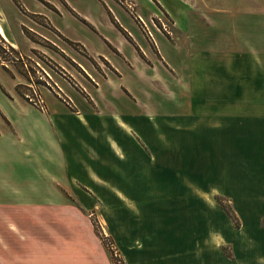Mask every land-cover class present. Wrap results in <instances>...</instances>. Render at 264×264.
<instances>
[{
  "label": "crops",
  "instance_id": "0c3cea01",
  "mask_svg": "<svg viewBox=\"0 0 264 264\" xmlns=\"http://www.w3.org/2000/svg\"><path fill=\"white\" fill-rule=\"evenodd\" d=\"M39 1L88 26L109 53L89 52L50 15L33 12L98 87L63 65L87 92L74 91L89 104L86 114L64 105L0 107V264H111L87 217L92 194L104 202L125 264H264V0H134L154 7L147 16L163 12L172 21L173 36L157 31L151 41L124 23L121 0ZM93 61L109 65L106 76L94 75ZM13 92L18 97L15 85ZM114 92L127 103L101 112L96 97ZM176 94L172 111L167 101ZM117 173L158 181L128 190L111 181ZM170 173L186 179L175 199L163 184ZM234 180L251 196L250 212L243 217L235 203L240 229L220 248L207 246L209 229L219 227L217 213L208 222L202 205L216 210L218 193L230 195L224 187ZM27 204L37 219L10 218L11 207ZM27 226L37 227V249L24 248Z\"/></svg>",
  "mask_w": 264,
  "mask_h": 264
},
{
  "label": "rangeland",
  "instance_id": "374dc122",
  "mask_svg": "<svg viewBox=\"0 0 264 264\" xmlns=\"http://www.w3.org/2000/svg\"><path fill=\"white\" fill-rule=\"evenodd\" d=\"M0 1V24L6 32H4L6 36L0 33V107H3L6 110H11V107H18L19 105L25 104L37 108V110L42 112H47L48 105L50 107L64 105L70 109H72V107L81 109L84 114L88 112V109L90 111V106L86 102L85 98L82 97L80 93L77 94L74 92L76 89L80 92L82 91L87 93L85 88L76 78L72 76V74L69 73L67 68L75 71L77 77L90 86L91 89L98 87L97 77L93 79L92 75L87 76L88 74H86L85 71L83 72V70L81 71L77 69V67L73 68L71 66V59L67 57V54L63 49V47H68V45L59 37H56L53 33H51L49 23L44 17L33 12L41 11L42 13L50 15L49 18L52 23L61 25L69 36L79 39L80 42H84L88 47L89 52L93 54H96V52H103L106 54L109 53V51L104 47L103 40L92 32L88 26L85 27L82 22L77 21L73 23L65 14L61 15L60 13H51L50 10L46 8L45 5L40 3L39 0ZM132 1L135 3V13L142 18L148 28V31L152 33L154 38L155 36L157 37V31L173 36V25L168 16H166L163 12H160L158 16L153 19V17L147 16L149 11H154V7L152 5L144 3L139 5L134 0ZM126 12L129 15L125 14V16H123L124 23L129 28L138 27L143 32L145 37L151 41L148 37V33L145 30V32L143 31L140 23L136 21L128 10H126ZM164 25H166L169 33L163 30L162 27ZM10 43H13L15 46H12ZM61 63L62 65H60ZM99 63L100 64L93 61L90 63V67L95 76L100 74V78H102V76H106L105 71L109 72V65L107 63H103V61H99ZM63 65L67 68H64ZM41 68L45 69L51 76L50 79L47 77L48 83L38 79L37 71ZM13 85H15L18 97L14 96ZM66 87L73 88V90L68 89V93L72 96L71 98H69L66 94ZM113 88L115 89L114 85ZM35 91L40 96L42 105L38 104V100L36 105V99L33 95ZM30 97H32V99ZM96 98L97 105L101 112H104V110L113 111L114 108L127 103L126 97L120 94V92H114L112 96L108 94L107 98ZM104 99L106 101H103ZM179 101L180 98L177 94L173 98H168L167 103L169 104L170 110H178ZM101 115H103V113ZM95 123H92V125H95ZM101 128L102 127L99 128V131ZM122 174L123 175H121V173H117V177L111 178V181L115 179V181L124 189L128 190L132 186H137L146 190L150 185H155L156 181H158L154 179H147L146 176H142L141 174L138 177H135V174L131 173ZM234 174L237 178L242 175V173ZM245 174L251 175V173ZM110 175L111 173H109L108 177H110ZM201 176H205L204 173H202ZM200 178V182L203 187L209 188V186H211L210 181H205L204 177ZM106 180V187H112V183H109L108 178ZM255 180L256 179H254V183L251 184L255 185ZM167 181L169 183H167ZM196 181L199 182L198 180ZM251 181H253V179ZM185 182V177H181L179 173H170V178H165L163 184L170 186V196L175 199L178 197L177 193L182 190ZM221 187L222 185L219 183L218 189L220 190ZM226 189L230 191V195L221 194L220 192L218 193V208L216 210L214 207L210 208L209 205H207V207L202 205L203 215H207L208 222L210 216L212 215V217L215 218V214L217 213L219 234L222 237L220 240L221 242L219 243H223L222 240L224 239V235L229 236L231 233L234 234L236 230H239L241 227V220L235 203H237L239 211L243 217L246 218L248 212H250L248 209L249 203L247 204V202H249L248 199L251 196L240 192L243 190V186L238 180H234V183L228 187L225 186L224 190ZM92 195H94L93 201L95 206L88 212L87 217L91 221L100 240L101 237L99 232L103 233L105 237H107L108 242H110V247H106L105 242L101 240L111 264H125L122 251L109 232L108 226L103 219L102 211L105 207L104 202H102V200L95 194ZM2 197L3 196L0 195V200H2ZM209 197L210 195L208 194V201ZM14 202L16 203L17 201L14 200ZM8 212L10 213V218H15L19 213H23L27 219H37V208L28 204L25 205V207H22V209H19L18 207L13 209L11 207ZM226 215L229 218L233 229L228 226V223L226 222ZM229 228L231 230H229ZM26 230L28 232L25 237L24 248L26 250L37 249V227L34 229L33 227L27 226ZM106 244L108 243L106 242ZM3 246L6 247L5 243L0 240V247ZM11 247L18 248L17 243L13 241ZM221 248L224 250L229 249V247L226 246Z\"/></svg>",
  "mask_w": 264,
  "mask_h": 264
},
{
  "label": "built area",
  "instance_id": "2783aa9c",
  "mask_svg": "<svg viewBox=\"0 0 264 264\" xmlns=\"http://www.w3.org/2000/svg\"><path fill=\"white\" fill-rule=\"evenodd\" d=\"M121 5H123L128 11L130 14L133 15V17L140 23V25L142 26L143 30H145L147 33H148V36L151 38V39H154L153 38V35L150 31H148V28L146 26V24L144 23V21L142 20V18H140L136 13H135V3L132 1V0H121ZM163 30L167 33L168 30H167V27L166 25H164L163 27ZM41 70V71H40ZM39 71H37V75H38V79L39 80H43V82H47L48 83V80H47V77L50 79L51 76L50 74L43 68H41ZM35 96V103L37 105V100H38V104L42 105V101L40 100V96L37 94V92L35 91V93L33 94ZM32 99V97H30ZM99 235L101 237V240L105 242V245L106 247H110V242H108V239L107 237H105V235L103 233H100L99 232ZM106 242L108 244H106Z\"/></svg>",
  "mask_w": 264,
  "mask_h": 264
},
{
  "label": "clouds",
  "instance_id": "9594fccd",
  "mask_svg": "<svg viewBox=\"0 0 264 264\" xmlns=\"http://www.w3.org/2000/svg\"><path fill=\"white\" fill-rule=\"evenodd\" d=\"M222 239L221 235L216 232L213 228L209 229V236L205 240L207 246H219V242Z\"/></svg>",
  "mask_w": 264,
  "mask_h": 264
},
{
  "label": "bare ground",
  "instance_id": "6f19581e",
  "mask_svg": "<svg viewBox=\"0 0 264 264\" xmlns=\"http://www.w3.org/2000/svg\"><path fill=\"white\" fill-rule=\"evenodd\" d=\"M0 31H2L3 33H4V31H3V29L2 28H0ZM4 35L6 36V34L4 33Z\"/></svg>",
  "mask_w": 264,
  "mask_h": 264
}]
</instances>
